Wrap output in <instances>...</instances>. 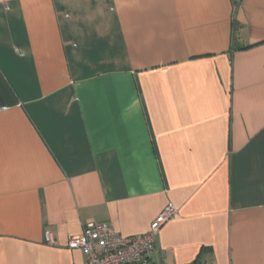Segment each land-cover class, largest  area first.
I'll return each mask as SVG.
<instances>
[{"label": "crops", "instance_id": "0c3cea01", "mask_svg": "<svg viewBox=\"0 0 264 264\" xmlns=\"http://www.w3.org/2000/svg\"><path fill=\"white\" fill-rule=\"evenodd\" d=\"M168 203L138 264H264V0H0V264Z\"/></svg>", "mask_w": 264, "mask_h": 264}, {"label": "built area", "instance_id": "2783aa9c", "mask_svg": "<svg viewBox=\"0 0 264 264\" xmlns=\"http://www.w3.org/2000/svg\"><path fill=\"white\" fill-rule=\"evenodd\" d=\"M176 213V208L168 203L150 221L145 232L129 236L119 234L106 221L86 222L80 234L67 239L66 246L82 248L86 253L84 264H138L151 256L156 233ZM46 235L50 237L49 232Z\"/></svg>", "mask_w": 264, "mask_h": 264}]
</instances>
